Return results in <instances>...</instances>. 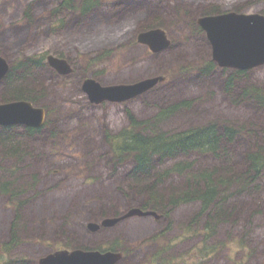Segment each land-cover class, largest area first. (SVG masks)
<instances>
[{"label":"rangeland","instance_id":"374dc122","mask_svg":"<svg viewBox=\"0 0 264 264\" xmlns=\"http://www.w3.org/2000/svg\"><path fill=\"white\" fill-rule=\"evenodd\" d=\"M91 2L97 5L80 21L75 8H61V0H0V56L8 64L15 67L26 57L47 62L52 55L72 70L62 76L46 65L29 80L33 71L25 65L14 77L24 82L16 91L43 92L36 104L48 110L49 122L33 135L21 127L7 135L0 129V264H41L52 252L116 240L131 248L121 264H162L155 257L165 254L158 259L165 264H200L194 258L201 248L215 249L212 264H264V165L251 171L248 161L250 154H264V66L246 74L209 68L212 47L197 27L202 14L214 10L263 15L264 0ZM114 5L122 11L116 17ZM158 29L170 42L165 51L137 44L140 34ZM86 79L103 87L163 81L130 101L93 105L82 89ZM8 91L1 80L0 104ZM171 107L179 110L152 130L176 133L216 122L234 124L239 134L225 156L160 162V174L178 164L193 166L189 175L173 174L157 189L166 196L185 188L191 175L219 173L218 200L230 217L209 220L215 210L202 213L201 203L192 202L160 210L164 220L134 218L91 234L87 227L99 225L102 215L111 218L143 200L137 189L144 182L133 179L132 162L116 163L107 134L127 127L130 115L153 120ZM219 208L217 218L223 219L225 209Z\"/></svg>","mask_w":264,"mask_h":264},{"label":"trees","instance_id":"16d2710c","mask_svg":"<svg viewBox=\"0 0 264 264\" xmlns=\"http://www.w3.org/2000/svg\"><path fill=\"white\" fill-rule=\"evenodd\" d=\"M217 13L219 11L214 10L207 14ZM154 27H158V25ZM25 65L32 68L31 63L27 61L20 62L12 68L11 78L9 77L10 79L7 81L9 94L7 93V97L4 100L5 103L19 100L36 103L40 98V90H32L30 92L16 91V87L21 81H16L14 77L20 76L19 72ZM212 65L213 63L209 66L213 68L214 65ZM233 79L234 76L231 77V82ZM177 110H179L178 107H171V109L162 111L154 123L155 127ZM152 123H141L132 118L131 127L124 130L117 137L112 138V151L117 158L116 160L120 163L126 160L132 162L134 165L133 171L131 172L133 179L138 185L141 184L140 182H144V186L141 184L137 189V196L143 199L141 204L142 208L159 211L169 206L176 207L190 202H201L205 205V209H210L214 204L217 205L220 202L217 199L219 196L218 186L222 182V177H218L219 173L214 174L215 172L212 171V173L201 172L196 175H191L188 177L185 188L174 190L165 196L157 189L161 181H164L170 174L189 175L193 164H178L173 169L162 174L155 170L162 161L188 157L190 154H205L215 157L225 156L227 145L231 144L234 137L239 134V129L233 126L234 124L230 126L218 123L217 125L209 124L176 134H166L163 132L149 134L143 126H150ZM143 129L145 131H142ZM248 161L252 164L251 171H255L259 164L260 168L263 167L264 155L261 153L250 154ZM217 213L216 211L212 213L209 216V220L217 219ZM13 237L16 240L19 239L17 237L16 226ZM13 244L14 241L12 242Z\"/></svg>","mask_w":264,"mask_h":264},{"label":"water","instance_id":"95a60500","mask_svg":"<svg viewBox=\"0 0 264 264\" xmlns=\"http://www.w3.org/2000/svg\"><path fill=\"white\" fill-rule=\"evenodd\" d=\"M207 32L213 45L214 60L222 67L248 70L264 65V16L259 14L226 13L218 16H207L198 21ZM140 43L148 45L154 52H160L169 46V41L163 30L142 33ZM51 64L61 73L68 72L65 61L50 57ZM67 68V70H64ZM8 71L7 62L0 57V78ZM159 82L158 79L146 80L134 85L103 87L98 82L90 80L85 88L94 103L104 101L122 102L136 98ZM45 120L43 109L35 108L32 103L18 101L0 105L1 125H27L39 128ZM151 213H142L134 209L123 217L107 218L103 221L105 226H112L130 216ZM91 227L96 230L97 225ZM120 255L98 251L58 252L41 261V264H115Z\"/></svg>","mask_w":264,"mask_h":264},{"label":"flooded vegetation","instance_id":"af4514ba","mask_svg":"<svg viewBox=\"0 0 264 264\" xmlns=\"http://www.w3.org/2000/svg\"><path fill=\"white\" fill-rule=\"evenodd\" d=\"M21 1V0H20ZM76 2H80V3H76ZM97 4H93L92 2H91V0H61V8H64L66 11H70V12H72V11H74V8H75V12H78V15H79V20L80 21H82L83 20V18H84V16L86 15V14H90L91 12H92V10L94 9V7L96 6ZM116 12H115V17L117 16V15H119V14H121L122 13V11L120 12L119 10H120V8L121 7H118L117 5H114L113 7H112ZM237 12L236 13H240L238 10H236ZM241 13H243V12H241ZM221 14H224V12H221V11H219V13H217V14H207L206 12H204V14H202V16L204 15V16H212V15H221ZM114 16H112V18H114ZM195 19H197V18H195ZM199 21V20H198ZM63 22V21H62ZM196 22V21H195ZM197 27H198V30L199 31H202L203 33H206L205 35L207 36V39H208V42H209V44H210V46L212 47V61L211 62H209L207 65H208V67L209 68H211L209 65L211 64V63H213V65H214V67L212 68V69H216L217 67H220L222 70H224L225 72H229V71H236V72H238V73H247L248 71H251L252 69H255V68H259V67H263L264 65H261V66H258V67H255V68H252V69H248V70H239V69H237V68H229V67H222V66H220L215 60H214V51H213V45L211 44V42H210V40H209V38H208V34H207V32L202 28V26L200 25V23L199 22H197ZM196 27V28H197ZM154 28H157V27H152V28H147V29H144V31H149V30H153ZM165 32V31H164ZM165 34H166V37H167V33L165 32ZM137 44H140V45H144V44H141V43H139V41L137 40ZM169 44H170V42H169ZM144 46H146L147 48H149V46L148 45H144ZM169 47V46H168ZM150 49V48H149ZM167 48H165L164 50H162V51H165ZM151 50V49H150ZM153 53H160V52H162V51H160V52H154L153 50H151ZM52 56V55H51ZM104 60V58L101 56V58H100V61H102V60ZM59 60H62V59H59ZM7 61V60H6ZM25 61H27V62H29V63H31V69H32V71H33V73H32V76L30 75V79L29 80H33V79H35V77H36V71H37V69L38 68H42V67H44V66H46V65H49L51 68H53L54 70H56L58 73H59V75H62V76H66V75H69L70 74V72H72V70L70 69V66H69V63H68V61L66 60H63V61H65L66 62V64H67V68H68V72L67 73H61L56 67H54L52 64H51V62H50V56L47 58V62H46V60L44 59V57H40V58H37V57H26L25 58ZM7 64H8V62H7ZM212 65V66H213ZM8 66H9V68H8V71H7V73L2 77V78H0V81L1 80H3V82H5V83H7V81H8V79H10L11 77V72H12V66L10 65V64H8ZM67 68H64V70H67ZM74 72H75V69H74ZM98 76V75H97ZM10 77V78H9ZM95 78H97V77H95ZM235 76H234V79H233V82L235 81ZM90 80H94V81H96V82H98L97 80H95V79H86L85 81H84V83H83V85H82V89H83V91L88 95V97H89V100H90V102H91V104H93V105H103V103H106V102H109V103H124V102H127V101H130V100H127V101H122V102H110V101H104V102H101V103H94L93 102V100H92V98H91V96H90V94H89V92L86 90V88H85V85H86V83L88 82V81H90ZM11 81V80H10ZM9 81V82H10ZM163 81V79H161V80H159V82L155 85V86H153L150 90H148L146 93H148V92H150V91H152V90H154L155 89V87H157L161 82ZM99 83V82H98ZM100 84V83H99ZM101 85V84H100ZM40 96H42V91L40 90ZM145 94V93H144ZM144 94H142V95H144ZM142 95H140V96H138V97H141ZM137 97V98H138ZM134 99V98H133ZM132 100V99H131ZM36 106H37V104H36ZM38 107V106H37ZM40 108V107H39ZM43 110H44V112H45V120H44V123H43V125L41 126V127H39V128H36V127H21V128H25V130H26V132L28 133V134H30V135H33V134H39L45 127H47V125H48V122H49V120H48V110L47 109H44V108H42ZM160 115V114H159ZM159 115H157L153 120H147V121H140V120H138V119H136V117H134L133 115H130V122H129V125L127 126V127H125L122 131H120L119 133H117L116 135H114V137H117L118 135H120L124 130H126V129H128V128H130L131 127V124H132V118H134L135 120H137L138 122H141V123H152V125L150 124V126H143V128L145 127L146 128V132L147 133H149V134H152L153 132H159V131H157V128H158V126H159V124L160 123H162V122H164V121H166V120H168L170 117H168L167 119H165L164 121H161L160 123H158L157 125V128L155 129V130H152V129H154L155 128V122H156V119L158 118V116ZM209 124H214V125H217L218 123H216V122H213V123H209ZM209 124H206V125H209ZM205 126V125H204ZM233 126H235V125H233ZM199 127H201V126H199ZM18 128V127H17ZM195 128V127H194ZM196 128H198V127H196ZM0 129L2 130V135H7V133H12V131H14V129H16V127L14 128V127H12L11 125H2V126H0ZM191 129H193V128H191ZM188 130H190V129H188ZM142 131H145L144 129L142 130ZM185 131H187V130H185ZM182 132H184V131H182ZM163 133H166V132H163ZM176 133H180V132H176ZM176 133H166V134H176ZM238 135H236L235 137H234V139H236V137H237ZM114 137H112L110 134H107V138H108V140H109V142H110V139H111V142H110V146H111V150H112V145H113V143H112V138H114ZM234 139L231 141V142H233L234 141ZM263 151V153H264V149L262 150ZM112 153H113V151H112ZM114 154V153H113ZM191 155H193V154H190L189 156H191ZM198 155H202V154H198ZM205 155V154H204ZM264 155V154H263ZM188 156V157H189ZM213 156V155H212ZM215 157V156H214ZM114 158H115V160L117 159L116 157H115V155H114ZM117 162V164H119V165H121L122 163H120V162H118V160H116ZM126 162V161H125ZM125 162H123V163H125ZM171 175H173V174H170V176ZM166 179V178H165ZM165 181V180H164ZM158 190H160V189H158ZM218 199V198H217ZM190 203H192V202H190ZM190 203H187V204H190ZM201 203V202H200ZM183 205H186V204H182V205H179V206H183ZM201 205H202V208H203V210H202V213H206L207 211H210L211 209H214L216 212H218L219 211V205H223V209H225V219L223 218V219H216L217 221H220L221 223L222 222H224V221H226L229 217H230V215H229V213L227 212V209H226V206L223 204V203H221V202H219L217 205H212L211 207H210V209H205L206 207H205V205L203 204V203H201ZM176 207H178V206H176ZM175 206H169L168 207V209H173L174 210V208H176ZM164 208V207H163ZM134 209H138V210H140L142 213H151L150 215H148V216H144V215H142V214H138V215H134V216H130V217H128L127 219H124V220H121L120 222H118V223H116V224H114V225H112V226H105L104 224H103V221L105 220V219H107V218H110L109 217V215H102V217L100 218L101 219V221H100V223H99V225H97V229L96 230H94L92 227H91V224L87 227L88 228V230L90 231V233L91 234H98V233H100V232H102V231H104V230H110V229H114L115 227H117L119 224H121L122 222H126V221H128V220H131V219H134V218H147V217H155L156 219H158V220H161V219H166L165 217H163V216H165V215H160L159 214V212H160V210L159 211H157V210H152V209H150V210H147V209H144V208H142V205H140L139 207H132V208H130L129 207V209L127 208V210L125 211V212H116V213H113V217H111V218H119V217H123V216H125V215H128V213L130 212V211H132V210H134ZM172 210V211H173ZM214 211V212H215ZM119 213V215H117ZM105 216V217H104ZM193 223L195 224L196 223V221H193ZM71 248L73 249L74 247L73 246H71ZM81 249V248H80ZM64 251H67V252H72V251H74V250H70V249H66V250H60V251H58V252H64ZM81 251H85V252H89V251H98V252H100V253H102V254H105V253H107V252H112V253H115V254H118V255H120V258H119V260L115 263V264H121L123 261H125L127 258H128V256H129V254L131 253V248L128 246V245H122L121 244V240H116V241H114L112 244H109L108 246L107 245H103V246H100V247H97V248H93V247H87V248H85V249H81ZM130 252V253H129ZM57 253V252H56ZM215 253V249H210V248H201V250L200 249H198V253L196 252V257L194 258V260H196L197 262L199 261L200 262V264H206V263H211V261L214 259V257L216 256V254H214ZM52 254H53V252H52ZM169 254V253H168ZM165 255H167V254H165ZM165 255H163V256H156L155 258H157L156 260V262H162V264H165V261L164 260H158L159 258H161V259H163V257L165 256ZM214 261H217V258H215L214 259ZM168 264V263H167ZM212 264V263H211ZM236 264H240V263H237L236 262ZM244 264H246V263H244Z\"/></svg>","mask_w":264,"mask_h":264}]
</instances>
